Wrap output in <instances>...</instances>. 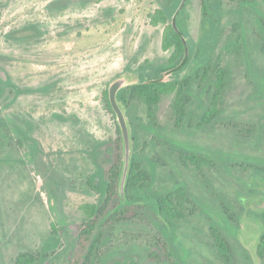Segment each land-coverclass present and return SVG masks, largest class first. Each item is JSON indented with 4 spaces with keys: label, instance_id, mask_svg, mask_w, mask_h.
<instances>
[{
    "label": "rangeland",
    "instance_id": "374dc122",
    "mask_svg": "<svg viewBox=\"0 0 264 264\" xmlns=\"http://www.w3.org/2000/svg\"><path fill=\"white\" fill-rule=\"evenodd\" d=\"M174 2L0 0V264L24 252L40 257L35 264L72 258L80 205L103 200L117 157L120 127L106 91L120 75L140 81L143 68L168 62L166 25L149 15ZM254 2L208 0L217 35L211 64L228 73L214 121L201 117L212 106L215 72L193 80L180 126L173 93L162 96L155 123L141 99L127 93L120 101L135 160L150 173L149 194L182 182L191 202L168 237L151 209L111 225L95 264H169L149 257L165 236L183 263L264 264V174L251 167L264 160V0ZM178 22L196 52L206 30L202 0H187ZM183 144L247 158L211 154L198 168L180 161ZM213 227L231 246L229 261L217 253Z\"/></svg>",
    "mask_w": 264,
    "mask_h": 264
},
{
    "label": "trees",
    "instance_id": "16d2710c",
    "mask_svg": "<svg viewBox=\"0 0 264 264\" xmlns=\"http://www.w3.org/2000/svg\"><path fill=\"white\" fill-rule=\"evenodd\" d=\"M182 0H175L173 7L159 8L150 13V23L154 26L165 24L162 47L164 50L173 48L168 62L164 65H151L141 73V80L122 89L118 98L127 103L126 94L139 98L148 106V114L154 123L157 120V110L163 95L173 93L175 95L172 108L176 119V124L180 126L187 118L186 107L191 101L190 89L194 79L210 80L211 72H215L213 86L215 93L212 96V106L206 109L202 115V122L210 123L217 118V104L225 91L228 82L227 70L219 65L213 67L210 51L216 39L215 21L210 13L208 0H202L203 15L205 23V34L199 48H194L189 43L190 55L185 61V44L172 24V17ZM242 4H249L255 8L254 0H241ZM183 34L187 36V31L181 27ZM217 26V25H216ZM264 53V44L262 45ZM194 61V71L182 76L183 71ZM141 70V71H142ZM108 94V90L106 91ZM110 109L113 108L109 102ZM114 112V111H113ZM118 139L117 157L109 169L104 198L100 203L86 202L80 205L84 213V218L79 224L78 242L72 258L67 264H95L99 260L100 247L106 237L107 230L111 225L118 222L139 216L144 209H151L155 212L159 220V226L168 237L170 229H175L178 220L185 217L186 203L191 202V194L186 185L178 182L171 191L163 195L149 194L151 177L148 170L143 168L135 160V153L132 155L131 167L125 188V199L121 197L120 183L123 168L122 137L120 129ZM182 152L179 153L180 161L183 164H194L200 168L203 164L212 161V155L233 159L245 156L222 154L212 152L204 155L198 149L183 144ZM211 155V156H210ZM258 162L252 163L251 167L259 173L264 174V160L256 159ZM150 200L149 205L145 204ZM193 212V211H191ZM213 235L218 255L225 261H229L232 254L231 246L222 231L213 227ZM158 243L157 249L150 251L149 257L153 261H168L169 264H190L177 261L172 252L168 238ZM264 244V237L262 239ZM261 244V247H263ZM260 256L263 254L259 251ZM40 261V257L30 252L21 253L15 264H35Z\"/></svg>",
    "mask_w": 264,
    "mask_h": 264
},
{
    "label": "water",
    "instance_id": "95a60500",
    "mask_svg": "<svg viewBox=\"0 0 264 264\" xmlns=\"http://www.w3.org/2000/svg\"><path fill=\"white\" fill-rule=\"evenodd\" d=\"M187 0H182L180 5L178 6L177 10L175 11L173 17H172V24L178 34L181 36V38L184 41L185 44V61L188 59L190 55V47H189V40L185 34H183L182 30L180 29L178 25V17L185 6ZM140 81L134 80V77L132 75H120L119 77L115 78L109 85L108 88V97L109 102L113 108L114 113L117 116L120 131H121V137H122V143H123V168H122V176H121V183H120V191H121V197L125 199V188L126 183L131 167V160L133 155V139H132V129L131 125L129 123V120L127 118L126 112L120 103V100L118 98L119 92L133 84H137Z\"/></svg>",
    "mask_w": 264,
    "mask_h": 264
}]
</instances>
